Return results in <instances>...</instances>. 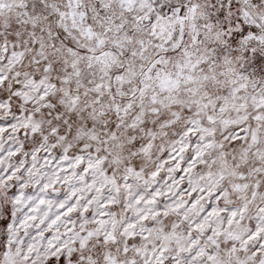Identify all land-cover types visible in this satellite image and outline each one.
<instances>
[{"label":"rangeland","instance_id":"374dc122","mask_svg":"<svg viewBox=\"0 0 264 264\" xmlns=\"http://www.w3.org/2000/svg\"><path fill=\"white\" fill-rule=\"evenodd\" d=\"M0 264H264V0H0Z\"/></svg>","mask_w":264,"mask_h":264}]
</instances>
